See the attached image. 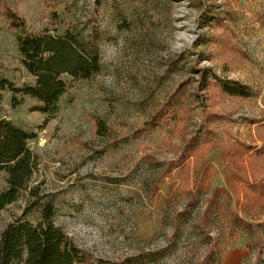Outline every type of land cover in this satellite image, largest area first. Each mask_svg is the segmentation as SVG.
<instances>
[{"label": "rangeland", "instance_id": "374dc122", "mask_svg": "<svg viewBox=\"0 0 264 264\" xmlns=\"http://www.w3.org/2000/svg\"><path fill=\"white\" fill-rule=\"evenodd\" d=\"M8 10L33 33L80 31L101 58L90 81L63 77L46 125L36 100L0 99V120L38 134L30 187L82 264H264V189L253 188L264 187V0H0V78L22 87L35 80ZM34 201L24 192L0 213V239L41 220Z\"/></svg>", "mask_w": 264, "mask_h": 264}, {"label": "trees", "instance_id": "16d2710c", "mask_svg": "<svg viewBox=\"0 0 264 264\" xmlns=\"http://www.w3.org/2000/svg\"><path fill=\"white\" fill-rule=\"evenodd\" d=\"M6 19L17 32L21 64L35 82L18 87L2 77L0 99L4 92H9L13 106L21 105L27 97L36 100L40 105L32 111L46 115V125L58 115L61 100L68 90L64 76L75 81H90L100 73L98 49L74 28H67L61 35L52 31L33 33L11 10L6 12ZM214 79L229 96H253L247 85ZM99 126L103 130V126ZM37 138L35 132L27 131L10 120H0V173L5 174L6 180V188L0 191V213L18 202L24 192L35 200L34 205L40 207L41 212V220L37 223L20 218L6 227L0 239V264H82L86 261L85 253L55 224L53 202L46 201L41 195L40 186L30 187L40 170V159L29 146ZM258 154L264 156V149ZM253 188L264 189L261 184ZM232 223L238 226V219L233 218ZM213 259L208 257L204 264H218Z\"/></svg>", "mask_w": 264, "mask_h": 264}]
</instances>
